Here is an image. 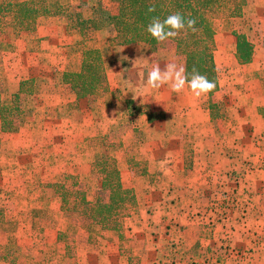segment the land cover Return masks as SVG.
Wrapping results in <instances>:
<instances>
[{
  "label": "crops",
  "instance_id": "crops-1",
  "mask_svg": "<svg viewBox=\"0 0 264 264\" xmlns=\"http://www.w3.org/2000/svg\"><path fill=\"white\" fill-rule=\"evenodd\" d=\"M246 1L248 5L241 19L215 20L212 61L217 90L214 93L196 97L187 85L179 93L172 91L170 84L159 89L149 88L146 81L150 70L143 72V65H160L166 61L159 55L150 58L140 46L122 45L110 54L128 65L127 70L118 66L113 71L119 89L110 87L112 84L103 65L109 94L97 99L102 102L99 117L89 121L93 127H99V133L91 136H105L111 145L108 149L115 147L120 161L123 154V159L131 166L136 165V161L146 163L141 166L144 171L141 175L145 176L142 181L147 183L148 191L171 194L167 197L168 202L155 203L158 208L172 210L176 206L188 209L189 213L195 205V193L208 197L207 202L214 199L215 203L196 205L204 209L205 217L200 216L201 221L190 215L178 229L179 236L168 235L178 242L177 257L191 254L197 241L205 244L200 245L197 252L206 259L193 258L190 261L193 264H216L215 252L221 254L220 246L215 248L213 245L215 211L223 214L219 223L226 227L222 234L227 238L228 247L223 256L228 263L264 264V0ZM239 36L249 47L245 59L237 53ZM135 59L141 64L140 79L130 68L132 62L134 66L137 64ZM143 59L145 64L141 63ZM179 59V66H183V57L173 56L171 60ZM59 87L70 93L66 85L61 83ZM151 95L157 97L150 100ZM4 154L3 159L10 153L5 151ZM131 166L126 169L139 176V169ZM118 167L121 180L119 164ZM0 190L3 194L6 189L1 187ZM180 209L172 215L180 213ZM6 217L10 220V216ZM158 222H161L159 217ZM181 224L177 223L175 228H180ZM137 238L147 240L143 236ZM153 238L148 264L168 254L162 236L158 234ZM119 250L117 254L123 257L120 264L146 262L139 249L122 247ZM117 257L114 256V260Z\"/></svg>",
  "mask_w": 264,
  "mask_h": 264
},
{
  "label": "rangeland",
  "instance_id": "rangeland-1",
  "mask_svg": "<svg viewBox=\"0 0 264 264\" xmlns=\"http://www.w3.org/2000/svg\"><path fill=\"white\" fill-rule=\"evenodd\" d=\"M71 4L84 16L90 14L89 5L85 4L84 0H71ZM215 20L210 22L214 35ZM62 24L58 16L41 17L37 20L32 35L18 38L11 45L6 41L4 50H0V95L14 93L19 83L25 80L28 81L27 89L31 92L28 96L20 97L21 110L14 117L15 131L0 132V186L6 189L3 194L0 190V213L10 216L15 226L16 243L28 251V258L21 259L18 264H110L117 261V264H120L123 262V257L121 258L117 253L122 247L139 249V253L142 252L145 258L144 264H148L151 261L149 252H152L150 245L155 241L153 236L158 234L166 242L168 254L163 255L161 259H154L152 264H193L190 262L193 258H198L200 261L206 259L197 252V249L201 248L200 245L202 247L205 245L199 241L191 254L184 253L185 256L177 257L178 242L170 239L168 235L174 233L177 236L184 225L183 222H186L190 215L198 222L201 221L200 216L205 217L204 209L196 205L198 203L209 205L211 202L215 203L214 199L207 202L208 197H200L198 193H195L193 199L195 205L189 213L188 209H180L176 206L172 210L167 207L158 208L155 203L168 202L167 197L171 194L148 191L147 183L142 181L145 176L141 175L144 172L141 166L146 163L136 161V165L131 166L123 159V154L120 161V154H117L115 147H111L109 152L115 155L122 171V185L133 190L137 205L136 213L131 217L129 229L125 233L126 238L119 243L114 241L117 244L106 238L97 239L95 244H89L86 242L85 225L72 224L68 212L59 209V199L50 190L51 187H46L48 184L65 182L70 185L69 182H74L78 188L84 190L87 200H91L95 193H99L97 192L98 184L88 175V163L94 152L101 149L94 150L95 147H91L93 140L92 142L87 140L98 137L91 135L99 133V127L97 125L93 127L89 121L93 122L99 117L102 103L93 98L74 101L70 93L61 91L59 87L61 73L77 61L79 54L76 53L97 47L98 39L108 36L107 32L97 33L95 40L77 44L73 37L65 33ZM8 31V28L2 29L0 38L2 35H7ZM240 47L242 53L247 52L246 46L240 45ZM142 51L148 53L150 58L159 55L162 61H166L165 64H160L161 69L168 63L179 66L181 62L180 59L175 62L171 60L177 55L168 46L154 53L147 52L143 47ZM110 54L111 52L104 56L103 65L112 84L110 87L118 90L113 71L118 69V66L127 70L128 65H123L121 60H117ZM143 62L145 64L144 59L141 63ZM135 63L137 64L134 66L132 62L133 65H130V68L134 71L135 77L140 79L141 64L137 59ZM155 64L143 65V72L151 71ZM125 84L124 82V86ZM67 89L69 91L68 87ZM156 97L151 95L149 99ZM5 151L10 154L3 159L2 155H5ZM130 166L137 167L140 175H132L131 171L126 169ZM179 209L180 213L174 217L172 214ZM208 210L212 213V208ZM158 217L161 218L160 223ZM222 217L223 214L219 215L215 211V225H212V229L215 228L213 245L215 248L220 246L221 250V254L215 252V263L223 261V264H229L228 259L223 256L228 247V241L222 234L226 227L219 223ZM174 220L182 223L180 228H175L177 223L174 224ZM209 225H211L210 222ZM204 230L207 231V229ZM141 236L147 237V240L137 238ZM4 237L5 228L4 225H0V264H5L2 260ZM192 254L194 255L190 257ZM114 256H118L117 259L120 257L122 261L114 260ZM231 260L233 261V258Z\"/></svg>",
  "mask_w": 264,
  "mask_h": 264
},
{
  "label": "trees",
  "instance_id": "trees-1",
  "mask_svg": "<svg viewBox=\"0 0 264 264\" xmlns=\"http://www.w3.org/2000/svg\"><path fill=\"white\" fill-rule=\"evenodd\" d=\"M84 3H88L90 8L88 16L74 8L71 0H0V32L4 28L9 29L7 35L0 38L1 51L6 41L11 45L18 38L32 35L41 17L58 16L65 33L78 44L95 40L97 33H108L98 40L97 48L81 51L77 61L61 73L60 81L69 88L74 101L91 97L102 99L109 94L103 57L122 45L140 46L150 53L168 46L175 55L183 57V66L189 77L195 68L216 84V88L208 93L211 95L217 90V82L212 61L214 34L210 22L223 18L241 19L248 5L246 0H84ZM152 6L155 11L150 13L148 8ZM177 12L185 19H195L197 30H182L177 37L164 42H158L146 31L153 17L163 20ZM240 45L246 46V53H242ZM237 51L241 59H245L249 51L241 36L237 38ZM27 82L21 81L14 93L0 95L1 133L15 131L14 117L21 110L20 97L31 94ZM87 142H92L94 150L101 149L94 152L88 163V175L98 184L99 193L87 200L84 190L74 182H69L70 185L52 183L46 187H51L59 199V209L68 212L72 224L85 225L87 243L95 244L101 238L122 241L137 210L133 190L122 186L118 163L108 152L111 145L106 137H93ZM13 224L0 213V225L5 228L2 249L5 264H18L21 259L28 258L27 249L16 243Z\"/></svg>",
  "mask_w": 264,
  "mask_h": 264
},
{
  "label": "clouds",
  "instance_id": "clouds-1",
  "mask_svg": "<svg viewBox=\"0 0 264 264\" xmlns=\"http://www.w3.org/2000/svg\"><path fill=\"white\" fill-rule=\"evenodd\" d=\"M148 11L154 12L155 7H149ZM195 19H185L180 13L168 15L163 20L153 17L147 25L146 31L158 42H164L169 38L177 37L182 30L191 29L195 32ZM123 51V50H122ZM165 84H170L171 90L181 92L187 85L196 97L206 95L216 88V84L207 76L200 74L195 68L189 77L185 66L168 63L163 69L155 64L147 76V86L151 89H159Z\"/></svg>",
  "mask_w": 264,
  "mask_h": 264
}]
</instances>
